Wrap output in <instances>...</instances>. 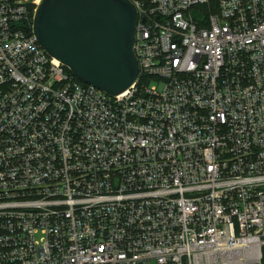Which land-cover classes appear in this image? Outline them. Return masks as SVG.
<instances>
[{
  "label": "built area",
  "instance_id": "built-area-1",
  "mask_svg": "<svg viewBox=\"0 0 264 264\" xmlns=\"http://www.w3.org/2000/svg\"><path fill=\"white\" fill-rule=\"evenodd\" d=\"M112 97L0 0V264H264V0H130Z\"/></svg>",
  "mask_w": 264,
  "mask_h": 264
},
{
  "label": "water",
  "instance_id": "water-1",
  "mask_svg": "<svg viewBox=\"0 0 264 264\" xmlns=\"http://www.w3.org/2000/svg\"><path fill=\"white\" fill-rule=\"evenodd\" d=\"M137 17L130 0H41L32 31L76 78L116 97L141 76Z\"/></svg>",
  "mask_w": 264,
  "mask_h": 264
},
{
  "label": "trees",
  "instance_id": "trees-1",
  "mask_svg": "<svg viewBox=\"0 0 264 264\" xmlns=\"http://www.w3.org/2000/svg\"><path fill=\"white\" fill-rule=\"evenodd\" d=\"M81 83H83V82H81Z\"/></svg>",
  "mask_w": 264,
  "mask_h": 264
}]
</instances>
